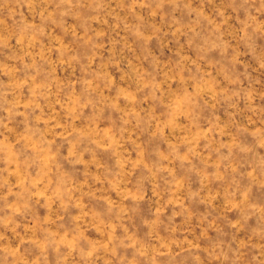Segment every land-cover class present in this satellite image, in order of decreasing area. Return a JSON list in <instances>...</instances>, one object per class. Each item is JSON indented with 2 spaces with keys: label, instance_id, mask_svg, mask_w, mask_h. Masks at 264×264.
I'll list each match as a JSON object with an SVG mask.
<instances>
[{
  "label": "rangeland",
  "instance_id": "374dc122",
  "mask_svg": "<svg viewBox=\"0 0 264 264\" xmlns=\"http://www.w3.org/2000/svg\"><path fill=\"white\" fill-rule=\"evenodd\" d=\"M0 264H264V0H0Z\"/></svg>",
  "mask_w": 264,
  "mask_h": 264
}]
</instances>
